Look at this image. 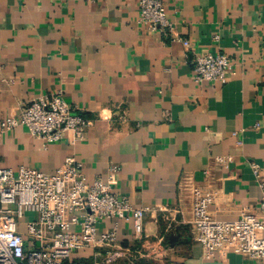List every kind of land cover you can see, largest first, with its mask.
I'll return each instance as SVG.
<instances>
[{
  "label": "crops",
  "instance_id": "obj_1",
  "mask_svg": "<svg viewBox=\"0 0 264 264\" xmlns=\"http://www.w3.org/2000/svg\"><path fill=\"white\" fill-rule=\"evenodd\" d=\"M163 3L172 29L151 32L139 22V0H0V121L52 93L93 121L75 145L72 133L46 145L24 127L9 132L0 169L55 173L74 154L87 182L101 179L135 208H151L140 237L132 223L105 221L99 234L116 226L114 247L81 250L69 264L140 244L149 264H264L228 245L204 250L183 188L192 179L214 193L210 212L219 221L259 207L253 165L264 175V0ZM207 54L234 63L225 85L194 81L196 59ZM32 218L19 224L28 243Z\"/></svg>",
  "mask_w": 264,
  "mask_h": 264
},
{
  "label": "built area",
  "instance_id": "obj_2",
  "mask_svg": "<svg viewBox=\"0 0 264 264\" xmlns=\"http://www.w3.org/2000/svg\"><path fill=\"white\" fill-rule=\"evenodd\" d=\"M139 22L151 32L172 29L163 0H139ZM234 68L227 56L207 54L197 57L193 78L197 83L225 85ZM102 118L108 121L112 117L103 114ZM92 124V119L77 114L61 93H52L32 100L19 116L0 121V140L24 127L46 145L72 133L75 145L85 140ZM217 163L222 166L227 161L219 157ZM82 168L71 154L55 173L27 167L16 172L0 169V264H64L81 250L110 249L117 241L116 226L101 234L99 227L112 219L132 223L135 234L142 235L144 215L151 208H135L101 179L87 182ZM119 172L118 165L111 166V175ZM253 173L261 190L259 207L253 213L242 211L233 221H219L212 216L214 193L195 187L192 179L184 182L183 188L192 200L194 238L204 250L220 251L228 245L236 254L264 260V236H260L264 232V175L258 165H253ZM28 215H34L26 222L30 243L19 230L20 222ZM127 252H109L106 262L116 261Z\"/></svg>",
  "mask_w": 264,
  "mask_h": 264
},
{
  "label": "rangeland",
  "instance_id": "obj_3",
  "mask_svg": "<svg viewBox=\"0 0 264 264\" xmlns=\"http://www.w3.org/2000/svg\"><path fill=\"white\" fill-rule=\"evenodd\" d=\"M147 251L146 247L141 246V244L138 247H134L131 251L127 252L124 256L118 258L116 261H112L110 263L106 262L105 258H102L101 260L93 261L88 260L84 264H149L146 261V258L143 257L145 252ZM70 260H66L64 264H69Z\"/></svg>",
  "mask_w": 264,
  "mask_h": 264
}]
</instances>
